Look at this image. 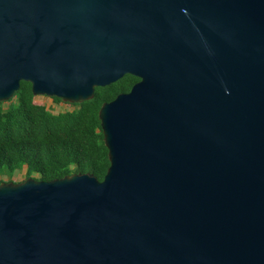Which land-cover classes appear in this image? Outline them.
Listing matches in <instances>:
<instances>
[{"label":"water","instance_id":"obj_1","mask_svg":"<svg viewBox=\"0 0 264 264\" xmlns=\"http://www.w3.org/2000/svg\"><path fill=\"white\" fill-rule=\"evenodd\" d=\"M126 75L103 181L0 184V264H264V0H0V102Z\"/></svg>","mask_w":264,"mask_h":264},{"label":"trees","instance_id":"obj_2","mask_svg":"<svg viewBox=\"0 0 264 264\" xmlns=\"http://www.w3.org/2000/svg\"><path fill=\"white\" fill-rule=\"evenodd\" d=\"M137 82V77L126 75L96 88L93 99L72 103V110L59 113L36 103L31 84L21 82L6 108L0 102V177L11 183L14 174L26 168L28 178L37 175L41 181L86 173L103 181L110 162L100 109L119 94L130 92Z\"/></svg>","mask_w":264,"mask_h":264},{"label":"rangeland","instance_id":"obj_3","mask_svg":"<svg viewBox=\"0 0 264 264\" xmlns=\"http://www.w3.org/2000/svg\"><path fill=\"white\" fill-rule=\"evenodd\" d=\"M35 102L41 105H45L47 108L52 110L54 113H59L67 110H72L73 106L70 103L67 102H60L56 103L52 97L48 96H36ZM8 102H5L3 107L6 108L8 106ZM31 178H37V175L31 176ZM28 179L27 174H26V168L17 171L12 180L11 183L14 184H19L23 183ZM0 181H3V183H8V178L7 177H0Z\"/></svg>","mask_w":264,"mask_h":264}]
</instances>
